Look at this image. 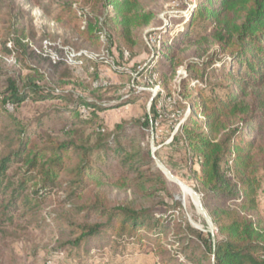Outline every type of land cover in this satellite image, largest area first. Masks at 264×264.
I'll return each mask as SVG.
<instances>
[{"label":"trees","instance_id":"1","mask_svg":"<svg viewBox=\"0 0 264 264\" xmlns=\"http://www.w3.org/2000/svg\"><path fill=\"white\" fill-rule=\"evenodd\" d=\"M59 11L57 19L66 15L78 18L79 25L82 22L79 35L83 40L97 47L107 42V52L111 53L120 49L119 43H130L134 31L155 19L154 11L143 8L140 0H92L91 6L65 2ZM183 22L179 38L190 41L198 26L208 31L228 56L220 68L212 67L210 60L211 70L182 79L185 88L198 94L187 102L191 112L180 124L178 136H173V140L181 138L192 154L198 167L197 187L207 201H216L208 205L216 234L203 236L184 219L176 218L180 204L171 198L163 173L153 167L149 149L134 141H115L120 136L116 133L90 146L73 140H50L49 145L40 147L36 138L41 135L29 137L22 132L16 150L0 157V220H11L18 213L19 217L37 216L39 203L52 191H61L62 203L76 218H64L70 227L71 250H80L108 233L118 242L151 241L161 264H264V218L257 200L264 180V0H196ZM169 29L162 32L159 53L171 59L176 42L166 40ZM24 48L29 57L47 59L52 65L61 63L60 59L51 61L49 50L37 54L27 44ZM0 53H11L8 42H3ZM82 58L83 54L77 56L81 63ZM148 67L155 73L157 61ZM34 71L21 78L26 83L24 90L20 91L13 80L8 82L7 96L2 99L5 106L10 104L15 110L32 95L66 96L68 90L44 85L45 72ZM194 80L201 85L190 84ZM155 82L162 85L165 79L159 74ZM178 89L182 94L183 88ZM76 100L71 114L84 121L97 118L106 108L89 98ZM82 105L89 109L85 117L79 112ZM151 110L153 116L150 112L145 115L142 129L152 126L158 115L154 103ZM115 127L120 132L126 130L121 122ZM98 130L105 131L102 127ZM93 153L118 160L122 170L108 174L91 165ZM10 163L23 167L15 186L7 176ZM34 170L38 181L27 193L28 173ZM44 217L59 219L47 213ZM170 232L174 235L169 236ZM168 244H178L177 250L185 255L183 260L171 255ZM59 252L67 254L63 247L55 254Z\"/></svg>","mask_w":264,"mask_h":264},{"label":"rangeland","instance_id":"2","mask_svg":"<svg viewBox=\"0 0 264 264\" xmlns=\"http://www.w3.org/2000/svg\"><path fill=\"white\" fill-rule=\"evenodd\" d=\"M195 1L140 0L143 8L154 11L155 19L145 28L134 31L130 43H119L120 54V49L107 52V42L103 47H97L83 40L79 35L83 24L79 25L78 18L64 15L57 19L63 3L91 6L92 0H0V47L6 41L11 48L10 54L0 53V157L16 150L22 132L29 137L41 135L36 138L40 147L49 145L50 140H73L90 146L98 139L116 133L120 136L115 141L140 143L149 149L154 168L160 170L158 162L193 190L197 203L189 196L184 197L179 184L168 180L160 170L171 198L180 204L181 211L175 210L176 218L184 219L203 236L207 233L215 235L208 205L216 201H207L197 187L195 174L198 167L190 150L181 138L173 140V136L179 134L180 124L191 112L187 102L198 94L195 89L185 88L182 79L211 70L210 60L215 68L228 61L222 47L208 31L203 32L198 26L194 27L190 41L179 38L178 32L185 25L183 17ZM168 28L170 33L165 36L166 40L169 42L173 38L176 42L171 49V59H168L170 55L159 53L162 32ZM45 40L49 42L46 46ZM26 44L37 54L40 50H49L51 61L60 59L61 63L52 65L47 59L29 57L24 48ZM67 48L85 52L83 63L67 61ZM151 61H157L158 72L150 73ZM35 69L47 75L44 85L59 86L68 93L61 99L32 95L25 98L17 109H9L2 100L7 96L8 82L13 80L20 91L24 90L26 83L21 78L34 73ZM159 74L165 79L162 85L155 82ZM100 80L106 84L95 85ZM190 84L201 85L198 80ZM180 87L183 91L179 95ZM127 97L131 99L123 103ZM77 98H89L106 108L97 118L84 121L75 113L71 114ZM153 103L158 115L152 126L142 129L145 115L150 112L153 116ZM117 122L125 126L124 132L115 127ZM101 127L104 132L98 130ZM91 165L108 174L122 170L118 160L100 153L91 155ZM22 168L20 163H10L7 176L13 186L19 184ZM28 176L25 186L30 193L38 178L35 170ZM105 190L110 189L106 187ZM62 197L61 191H52L39 203L41 211L37 216L19 217L18 213L11 220H0V264H161L160 255L151 241L118 242L111 240L108 233L92 239L80 250H71L68 244L70 227L64 218H76L62 203ZM257 200L264 218V180ZM44 213L59 219H49ZM173 235L169 233V236ZM62 247L67 254H55ZM178 247V244L167 246L171 255L183 260L185 255L177 250Z\"/></svg>","mask_w":264,"mask_h":264},{"label":"built area","instance_id":"3","mask_svg":"<svg viewBox=\"0 0 264 264\" xmlns=\"http://www.w3.org/2000/svg\"><path fill=\"white\" fill-rule=\"evenodd\" d=\"M47 44H49V42L47 40H45L44 41V46H46ZM81 54L85 55L86 53L83 52V51L75 52L72 48H67V54H66L67 61H70V62L74 61V62H79L80 63L81 61L77 59V56H79ZM155 80H156V78H155ZM105 84H106V82L104 80H100V82H96L95 83V85H98V86H102V85H105ZM7 107L9 109H12V106H10L9 104L7 105ZM79 112H80L81 116L85 117V116L88 115L89 109L86 106L82 105V106L79 107ZM58 254L62 255L63 253L59 252ZM107 264H109V263H107Z\"/></svg>","mask_w":264,"mask_h":264},{"label":"bare ground","instance_id":"4","mask_svg":"<svg viewBox=\"0 0 264 264\" xmlns=\"http://www.w3.org/2000/svg\"><path fill=\"white\" fill-rule=\"evenodd\" d=\"M160 168L162 169L163 173L165 174L166 178L170 181H174L175 183H178L180 188H181V191H182V194L185 196H189L190 198H192L194 200V202L197 201V197L195 196V193L193 192V190L187 186L186 184L180 182L179 180H177L173 174L167 169L165 168L164 166L160 165ZM197 203V202H196Z\"/></svg>","mask_w":264,"mask_h":264},{"label":"water","instance_id":"5","mask_svg":"<svg viewBox=\"0 0 264 264\" xmlns=\"http://www.w3.org/2000/svg\"><path fill=\"white\" fill-rule=\"evenodd\" d=\"M157 166L159 167V169L161 170V168H160V164L157 162ZM162 171V170H161Z\"/></svg>","mask_w":264,"mask_h":264}]
</instances>
